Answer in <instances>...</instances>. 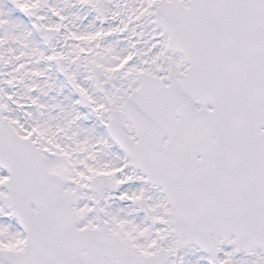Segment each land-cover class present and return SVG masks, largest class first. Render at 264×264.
Instances as JSON below:
<instances>
[{"label":"snow or ice","instance_id":"obj_1","mask_svg":"<svg viewBox=\"0 0 264 264\" xmlns=\"http://www.w3.org/2000/svg\"><path fill=\"white\" fill-rule=\"evenodd\" d=\"M0 264H264V0H0Z\"/></svg>","mask_w":264,"mask_h":264}]
</instances>
